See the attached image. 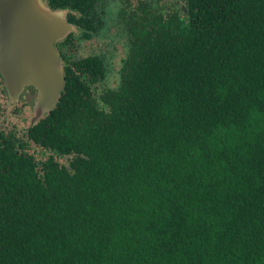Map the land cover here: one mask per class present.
<instances>
[{
	"label": "trees",
	"instance_id": "trees-1",
	"mask_svg": "<svg viewBox=\"0 0 264 264\" xmlns=\"http://www.w3.org/2000/svg\"><path fill=\"white\" fill-rule=\"evenodd\" d=\"M183 1H45L79 31L56 106L0 125V264H264V0ZM111 23L99 88L74 41Z\"/></svg>",
	"mask_w": 264,
	"mask_h": 264
},
{
	"label": "water",
	"instance_id": "water-1",
	"mask_svg": "<svg viewBox=\"0 0 264 264\" xmlns=\"http://www.w3.org/2000/svg\"><path fill=\"white\" fill-rule=\"evenodd\" d=\"M45 1L0 0V73L12 105L29 101L36 91L32 124L56 106L64 89L65 67L56 43L79 31L67 9H52Z\"/></svg>",
	"mask_w": 264,
	"mask_h": 264
},
{
	"label": "rangeland",
	"instance_id": "rangeland-1",
	"mask_svg": "<svg viewBox=\"0 0 264 264\" xmlns=\"http://www.w3.org/2000/svg\"><path fill=\"white\" fill-rule=\"evenodd\" d=\"M177 0H169V2H174ZM179 5L183 4V0H178ZM116 4L112 1L107 3V9L115 8ZM116 24L111 23L110 30H113L111 33H106L102 38L98 37V40H90L87 41L82 48H80L81 52H79V55H87L89 50L92 53H105L109 56L107 58V64L110 65L109 67V74L108 78L99 84V88L104 87H116L118 85V70L121 67V61L126 56L125 51V40L126 38L116 37V34H114ZM108 35V36H107ZM114 37L116 39V42L114 44L109 41L108 44L106 40L110 39L109 36ZM101 36V34H100ZM98 44H102V46H97ZM124 45L123 46L121 45ZM123 48V49H122ZM84 50V51H82ZM78 55V56H79ZM77 56V57H78ZM0 125L3 126L6 129H15L17 132L22 136L26 137V131L27 128L32 124V118L34 117V112L31 106L27 104L26 100H22L20 102H17L15 104H11L8 100L7 96L2 94L0 92ZM33 149L40 151L41 148L35 146L34 143L31 144ZM45 155H42L41 153L38 154V157L43 158Z\"/></svg>",
	"mask_w": 264,
	"mask_h": 264
},
{
	"label": "flooded vegetation",
	"instance_id": "flooded-vegetation-1",
	"mask_svg": "<svg viewBox=\"0 0 264 264\" xmlns=\"http://www.w3.org/2000/svg\"><path fill=\"white\" fill-rule=\"evenodd\" d=\"M177 3H179V2H177ZM113 24V23H112ZM115 25V24H114ZM80 27V32H79V36H80V34L81 33H83V32H86L85 31V28H83V26H79ZM110 27H111V25L109 26V27H102L101 29H99V30H97L95 33H94V35H93V37H87L86 35H88L87 34V32L86 33H83V37L82 38H80V39H75V44H74V46H76V49H77V51H79V52H81V50H80V48H82L83 46H84V44L87 42V41H90V40H98V37H100V38H102V36H104L106 33H111L113 30H110ZM117 28H115V30H114V34L113 35H115L117 32H119L121 29H119L118 28V26H116ZM90 31V30H89ZM121 34H123L122 32H120ZM85 34V35H84ZM100 34H101V36H100ZM86 36V37H85ZM108 36V35H107ZM116 37H119V36H116ZM67 38V37H66ZM66 38L64 39V40H62V41H60V42H57L56 43V48L60 51V53H61V58H62V54H64L66 57H67V54H68V52H69V46H68V44L67 43H63V42H65V40H66ZM109 38L110 39H108V40H106L107 41V43L109 44L110 42L109 41H111L113 44H114V42H116V39L113 37V39L111 38V35L109 36ZM122 46H123V48H124V45L123 44H121ZM97 46L99 47V46H102V44H98L97 43ZM102 48H103V46H102ZM122 48V49H123ZM82 51H84V50H82ZM90 54H92V52L89 50V52H88V54L87 55H90ZM87 55H83V56H81V55H79L80 57H85V56H87ZM62 60H63V64H64V67H65V64H66V62H65V60L62 58ZM1 65V64H0ZM28 88V87H27ZM0 92L2 93V94H4L5 96H7V94H6V92H5V81H4V77H3V75H2V73H0ZM21 96H23L24 97V95H21ZM0 106H1V104H0Z\"/></svg>",
	"mask_w": 264,
	"mask_h": 264
}]
</instances>
